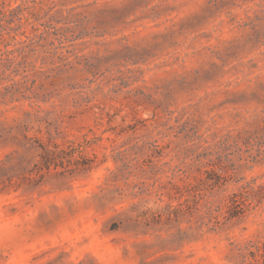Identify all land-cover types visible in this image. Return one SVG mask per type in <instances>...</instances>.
<instances>
[{
  "label": "rangeland",
  "instance_id": "1",
  "mask_svg": "<svg viewBox=\"0 0 264 264\" xmlns=\"http://www.w3.org/2000/svg\"><path fill=\"white\" fill-rule=\"evenodd\" d=\"M0 1V264H264V0Z\"/></svg>",
  "mask_w": 264,
  "mask_h": 264
},
{
  "label": "trees",
  "instance_id": "2",
  "mask_svg": "<svg viewBox=\"0 0 264 264\" xmlns=\"http://www.w3.org/2000/svg\"><path fill=\"white\" fill-rule=\"evenodd\" d=\"M34 2V0H32ZM30 5L25 6L24 9H29ZM17 11L15 8L10 10H5V4L4 2L0 1V14H2L4 17L7 15L6 12L11 15V19L7 23L10 24L13 22V17L17 20L21 19V11L23 10L19 6L17 7ZM50 21V20H49ZM42 25L46 26V22L41 23ZM21 26V23L18 24V27ZM12 29V28H9ZM45 32H47V29H44L39 35H34L32 38L27 36L26 40L18 42V45L11 48V49H5L3 51H0V78L1 79H7L8 81H11L9 85L6 87H11L14 84L22 83L15 79V76L20 75L22 78L27 77L28 70L31 69L29 67H32L31 61L28 60L30 53H36V46H42L41 40L45 39ZM34 67H32L33 69ZM33 71H40V69H33ZM24 83V82H23ZM17 121V120H15ZM27 130L26 120H19L16 122V124H12L10 126H6V124L2 121H0V138L7 139L9 137L18 138L17 135L21 134L24 138V141L21 142V146L25 149L31 150L33 148L37 149L39 147L42 152L41 155V161L43 163V166L47 171H49L50 166L53 164V166H57V163H64V160L70 161L69 158H67L65 152L63 149L59 148L57 144L53 146V148H50L42 143H37L36 145L33 144L32 138L27 137L26 133L24 132ZM13 131H16L17 134H12ZM230 136L227 135L223 138L222 141H220V144H224L229 140ZM157 146V144H153ZM65 154V155H62ZM13 167H8L7 163H0V183H3L5 179L10 180L12 176L15 175V173H10ZM240 196V199H235L237 195H234L233 202L237 205V207L241 208L240 204H244V201L247 199L245 198L247 195L238 194ZM232 201V198H231ZM263 257L264 261V246H263V253L260 254Z\"/></svg>",
  "mask_w": 264,
  "mask_h": 264
}]
</instances>
